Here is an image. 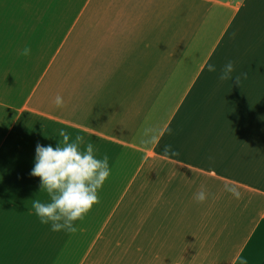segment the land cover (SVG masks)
Returning a JSON list of instances; mask_svg holds the SVG:
<instances>
[{
    "label": "crops",
    "instance_id": "0c3cea01",
    "mask_svg": "<svg viewBox=\"0 0 264 264\" xmlns=\"http://www.w3.org/2000/svg\"><path fill=\"white\" fill-rule=\"evenodd\" d=\"M61 128L111 168L75 233L32 207ZM0 264H264V0H0Z\"/></svg>",
    "mask_w": 264,
    "mask_h": 264
},
{
    "label": "clouds",
    "instance_id": "9594fccd",
    "mask_svg": "<svg viewBox=\"0 0 264 264\" xmlns=\"http://www.w3.org/2000/svg\"><path fill=\"white\" fill-rule=\"evenodd\" d=\"M31 49L27 46L21 55L28 56ZM209 73H217L220 81H233L240 84V75H235L234 61H226L218 70L213 63L207 65ZM242 75H247L242 73ZM55 105L62 109L65 106L64 98L55 97ZM146 143H152L157 133L153 130L146 132ZM59 139L56 146L52 144H37L35 148L34 166L31 169L33 177L40 178V188L46 190L49 200L41 202L33 199V209L41 224L48 225L53 232L75 233L77 221H82L98 202L99 190L111 175L109 158H102L96 154L91 142H85L81 135L71 137L65 129H59ZM165 155L174 154L171 145L165 144L162 149ZM225 190L236 199L241 193L235 187L225 186ZM208 193L201 188L195 194L198 202H205Z\"/></svg>",
    "mask_w": 264,
    "mask_h": 264
},
{
    "label": "rangeland",
    "instance_id": "374dc122",
    "mask_svg": "<svg viewBox=\"0 0 264 264\" xmlns=\"http://www.w3.org/2000/svg\"><path fill=\"white\" fill-rule=\"evenodd\" d=\"M139 218V217H138ZM134 221V219H132ZM117 222V221H115ZM136 222H139V220ZM150 223H152L153 225H156V226H159L161 228V232H160V238H168L169 236V233H168V228H169V224H163L161 223L160 219H151V221H149ZM200 225H199V217H193V225H192V240H195L198 238L199 236V228ZM230 243V240H219L218 242L217 241H209V247L207 249V252L204 253V250H202V254H207L208 256L210 255H213V254H216L219 250H220V246L221 244L220 243ZM214 245H217V247H215ZM197 253L196 254H199V250L197 249L196 250Z\"/></svg>",
    "mask_w": 264,
    "mask_h": 264
}]
</instances>
